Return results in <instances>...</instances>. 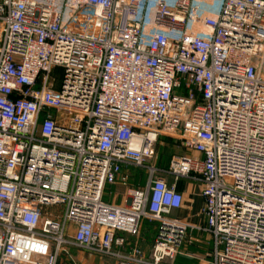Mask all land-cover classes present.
<instances>
[{
    "label": "built area",
    "instance_id": "built-area-1",
    "mask_svg": "<svg viewBox=\"0 0 264 264\" xmlns=\"http://www.w3.org/2000/svg\"><path fill=\"white\" fill-rule=\"evenodd\" d=\"M162 139L182 149L166 169ZM129 168L145 184L106 200ZM166 176L201 185L203 224L173 216ZM68 248L264 264V0H0V264Z\"/></svg>",
    "mask_w": 264,
    "mask_h": 264
},
{
    "label": "crops",
    "instance_id": "crops-1",
    "mask_svg": "<svg viewBox=\"0 0 264 264\" xmlns=\"http://www.w3.org/2000/svg\"><path fill=\"white\" fill-rule=\"evenodd\" d=\"M130 169V168H129ZM129 178V177H128ZM166 181L168 184H174L176 186V189L183 194L184 202L181 209L176 210L173 212V216L177 217L178 219L184 220L186 222H189L191 224H203L204 219L201 214V210L204 204L202 195H201V185L197 182H192L186 179H178L174 180L171 176H166ZM145 184L142 183L138 187H142ZM135 187V188H138ZM134 189V188H133ZM131 191V190H130ZM155 234V226L154 224H150L148 222L142 223V226L140 228V233L136 238L129 237V241L134 243L136 242L137 245L142 249V243L144 241H148L149 244L153 243ZM195 234H193L194 236ZM197 238L204 241L207 240V237L205 234H196ZM141 245V246H140ZM151 246V245H150ZM150 246L148 249H145L146 254H148L150 251ZM209 246L208 245H202L195 243L192 246H185V251H188L192 254L199 255L201 252L208 251ZM89 259H94L95 257H91V254L86 253ZM58 264H61L60 261H58ZM174 264H200L199 260L196 258L186 257V256H179L175 260Z\"/></svg>",
    "mask_w": 264,
    "mask_h": 264
},
{
    "label": "rangeland",
    "instance_id": "rangeland-1",
    "mask_svg": "<svg viewBox=\"0 0 264 264\" xmlns=\"http://www.w3.org/2000/svg\"><path fill=\"white\" fill-rule=\"evenodd\" d=\"M55 71L58 72V69H56ZM181 151H182L181 147H179L178 144L175 143L174 141L162 139L156 146L155 157L150 161L148 165H153L157 168L166 169L169 166L171 157L173 155L180 153ZM124 173H126L129 177L127 186L122 189L120 188V186H115V185L111 186L109 190L110 192L109 196L107 195L105 198L106 200L112 201L114 199L113 196L119 199L121 195L127 194L133 188L138 187L142 183H144L148 175L146 169L144 168L125 169ZM108 188L109 187H107V189ZM149 246L151 249L152 244H149L148 241H144L142 243V247H143L142 249L144 251H146L145 249H148ZM67 251H68L67 252L68 255L64 254L59 259L61 264H73V261L76 262V264H116L111 259L96 255H90L91 257H95V258L89 259L87 257L88 255L85 252L75 248H68ZM69 256L73 259V261H71Z\"/></svg>",
    "mask_w": 264,
    "mask_h": 264
}]
</instances>
